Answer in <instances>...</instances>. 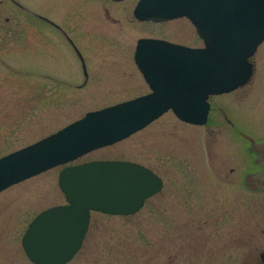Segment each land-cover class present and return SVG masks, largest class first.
<instances>
[{"label":"rangeland","instance_id":"obj_1","mask_svg":"<svg viewBox=\"0 0 264 264\" xmlns=\"http://www.w3.org/2000/svg\"><path fill=\"white\" fill-rule=\"evenodd\" d=\"M18 1L58 23L72 45L47 22L0 3V156L87 111L149 92L134 62L139 38L203 45L185 17L136 20L137 0ZM5 16L14 21L4 24ZM251 61L244 85L209 96L204 124L168 110L74 161L135 162L163 186L131 215L92 211L81 248L65 264H245L264 251V40ZM60 169L0 192V264H33L21 237L38 212L65 203Z\"/></svg>","mask_w":264,"mask_h":264},{"label":"water","instance_id":"obj_2","mask_svg":"<svg viewBox=\"0 0 264 264\" xmlns=\"http://www.w3.org/2000/svg\"><path fill=\"white\" fill-rule=\"evenodd\" d=\"M134 15L162 21L186 16L203 46L160 39L138 40L134 60L150 92L99 110L0 158V191L13 183L110 145L143 128L167 110L202 125L211 94L244 85L253 73L249 58L264 39V0H140ZM59 187L67 203L41 211L22 237L36 264H64L80 248L90 210L128 215L161 188L150 169L129 161L97 160L66 166Z\"/></svg>","mask_w":264,"mask_h":264},{"label":"flooded vegetation","instance_id":"obj_3","mask_svg":"<svg viewBox=\"0 0 264 264\" xmlns=\"http://www.w3.org/2000/svg\"><path fill=\"white\" fill-rule=\"evenodd\" d=\"M9 2H11V4H13L15 7L23 10V12L25 13V15H28L27 18L31 17V18H39L45 22H47L49 25H51L53 28H55L56 30H58L65 38L68 42H70V44L72 45V42L70 40V38L67 36V33L66 31L56 22L52 21L51 19L45 17V16H42L40 14H37L35 13V11H31L30 9L26 8L25 6H23L18 0H8ZM4 0H0V3H3ZM106 13V11H105ZM137 20V19H136ZM13 18H11L10 16H5L3 18V22L4 24H9L11 22H13ZM75 49V48H74ZM76 50V49H75ZM80 57V55H79ZM163 186V185H162ZM245 264H264V251L263 252H260L258 254V256L253 259V260H249L247 262H245Z\"/></svg>","mask_w":264,"mask_h":264}]
</instances>
